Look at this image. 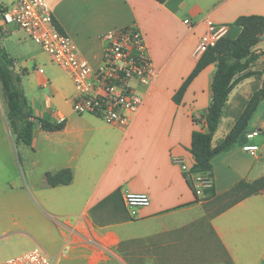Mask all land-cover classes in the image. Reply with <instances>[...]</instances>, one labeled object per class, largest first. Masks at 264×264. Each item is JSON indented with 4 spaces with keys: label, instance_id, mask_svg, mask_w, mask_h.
Here are the masks:
<instances>
[{
    "label": "crops",
    "instance_id": "1",
    "mask_svg": "<svg viewBox=\"0 0 264 264\" xmlns=\"http://www.w3.org/2000/svg\"><path fill=\"white\" fill-rule=\"evenodd\" d=\"M45 2L78 55L94 68L102 61L101 35L135 26L145 39L156 76L148 87H137L142 102L128 123L108 124L93 114H76L71 73L62 66L50 67L52 77H47L46 52L31 50L28 41H21L18 70L34 69L25 76V96L36 115L64 120V126L34 130L32 145L46 132L51 142L47 154L57 165L31 183L30 195H17L26 209L0 221V250H13L0 262L39 247L53 264H264V193L220 210L222 205H212L214 198L203 192L199 180L209 178L218 195L240 180L264 174V97L243 137L212 158L210 173L190 170V145L211 102L215 63L193 78L180 103L173 101L200 57L195 48L207 31L206 20L227 25L226 34L235 36L239 28L233 21L240 15L264 16V0ZM253 50L261 52L250 66L257 74L242 79L229 93L213 144L229 131L252 92L264 85V39ZM246 145L257 149L245 150ZM62 168L71 170V181L49 185L45 173ZM190 183L199 191L197 197ZM126 190L148 193L150 203L131 213L122 201ZM115 191L118 195L109 197ZM187 227H209L221 252L211 257L194 251L186 257L176 254L173 249L182 244L180 232Z\"/></svg>",
    "mask_w": 264,
    "mask_h": 264
},
{
    "label": "built area",
    "instance_id": "2",
    "mask_svg": "<svg viewBox=\"0 0 264 264\" xmlns=\"http://www.w3.org/2000/svg\"><path fill=\"white\" fill-rule=\"evenodd\" d=\"M0 23L4 32H8L9 25L20 28L52 62L71 73L75 88L72 109L76 114H93L108 124L128 123L142 102L137 87H148L156 76L145 39L135 26L115 28L101 35L102 61L94 68L78 55L71 39L57 29L45 0H16L1 6ZM206 24L207 31L195 48L196 55L214 46L227 32V25L215 24L210 19ZM244 149L255 151L257 146L246 145ZM181 166L186 169L185 165ZM199 180L203 187L211 185L207 177ZM122 201L133 213L135 207L148 205L150 196L146 192L126 190ZM0 264H53V261L41 248L34 247Z\"/></svg>",
    "mask_w": 264,
    "mask_h": 264
},
{
    "label": "trees",
    "instance_id": "3",
    "mask_svg": "<svg viewBox=\"0 0 264 264\" xmlns=\"http://www.w3.org/2000/svg\"><path fill=\"white\" fill-rule=\"evenodd\" d=\"M156 1L162 3L165 0ZM52 21L57 29L64 33L53 16ZM232 25L239 28L238 34L235 36L226 34L219 38L214 46L204 51L190 74L183 80L173 95V101L180 103L193 78L208 64L215 63L216 70L211 85V102L208 111L203 115L202 127L194 130L191 135L190 152L193 156V164L190 170L192 172H211L212 158L232 147L243 137L249 121L264 97L263 85L252 92L225 136L216 144H213V135L219 126L229 93L242 79L257 74V71L250 70V66L261 54V52H255L253 47L262 39L264 16L257 14L240 15L233 21ZM20 73H25V71L15 72L13 59L0 46V84L7 106V118L16 134L17 141L25 145H31L36 128L44 131L61 130L64 126V120L56 122L34 113L24 90L21 88ZM193 120L198 122L196 119ZM45 177L51 186L68 184L72 179V172L69 168H62L54 173L46 172ZM190 185L197 197L196 189L191 183ZM203 192L207 196H212L216 201H224V205L220 208V210H223L249 195L259 192L264 193V174L252 181L240 180L222 194H215L212 184L203 187ZM117 195L118 192L115 191L109 197Z\"/></svg>",
    "mask_w": 264,
    "mask_h": 264
},
{
    "label": "rangeland",
    "instance_id": "4",
    "mask_svg": "<svg viewBox=\"0 0 264 264\" xmlns=\"http://www.w3.org/2000/svg\"><path fill=\"white\" fill-rule=\"evenodd\" d=\"M11 3V0H0V7L6 6ZM8 33H4L0 29V46L5 49L8 56L13 59V68L15 72H18L20 63L16 62L23 54L21 48V41H28L31 50L41 49V47L31 40L26 34L17 26L9 25L7 27ZM48 57L49 66H45V75L52 77L50 67L55 69L59 68L57 64L51 61ZM26 73H20L21 76V88L26 90V75L33 73V66ZM20 72V71H19ZM46 132L41 133V137L38 138L36 146L25 145L17 141L16 134L12 128L10 121L7 118V106L2 94V88L0 84V221L9 220V217L14 215V211H20L21 208H25L24 201L19 203L18 194L30 195V186L32 182H37L43 176V171L52 168L57 165L55 160L47 154V146H50L51 142L45 139ZM224 201L212 202L214 207L223 206ZM26 209V208H25ZM21 212V216L24 217L26 211ZM23 210V209H22ZM16 214V213H15ZM20 216V217H21ZM10 224V221L7 225ZM39 224H37L38 226ZM15 227V226H13ZM180 238L182 239V248L175 247L173 249L176 254H182V257L190 256V251H194L203 257L212 256L214 253H220L217 242L213 233L209 227H187L181 230ZM180 239V240H181ZM12 249L0 250V257H3ZM138 251V255L141 253ZM137 260L141 259L139 257ZM81 264V263H77Z\"/></svg>",
    "mask_w": 264,
    "mask_h": 264
},
{
    "label": "water",
    "instance_id": "5",
    "mask_svg": "<svg viewBox=\"0 0 264 264\" xmlns=\"http://www.w3.org/2000/svg\"><path fill=\"white\" fill-rule=\"evenodd\" d=\"M261 38L264 39V33L262 34ZM263 84H264V82H263Z\"/></svg>",
    "mask_w": 264,
    "mask_h": 264
}]
</instances>
